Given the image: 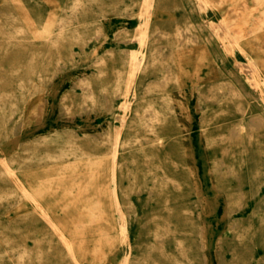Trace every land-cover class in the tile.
I'll use <instances>...</instances> for the list:
<instances>
[{
	"label": "rangeland",
	"instance_id": "1",
	"mask_svg": "<svg viewBox=\"0 0 264 264\" xmlns=\"http://www.w3.org/2000/svg\"><path fill=\"white\" fill-rule=\"evenodd\" d=\"M148 2L0 0V264H264V54Z\"/></svg>",
	"mask_w": 264,
	"mask_h": 264
},
{
	"label": "bare ground",
	"instance_id": "2",
	"mask_svg": "<svg viewBox=\"0 0 264 264\" xmlns=\"http://www.w3.org/2000/svg\"><path fill=\"white\" fill-rule=\"evenodd\" d=\"M197 3L201 6L206 8V6L214 5L219 8H225L227 5H229V10L227 12V17L231 21L230 24L226 25L225 22L215 23L211 22L210 27L216 31L222 39L226 40L225 42L229 45L230 49L236 48V46L243 41V43L249 48L250 51L256 52V53H263L264 54V14L260 17L261 21L259 22H253V9L247 4V0H196ZM154 0H149L148 5L152 7ZM199 11V10H198ZM23 19L25 20L27 24L28 30L31 32L34 38H40V39H49L53 31L50 33L44 32L42 30L37 29L36 25L34 24L32 18L29 16L28 13L22 12ZM60 29H62L63 25L60 23ZM45 30V27L44 29ZM225 46V45H224ZM197 57V50H187V49H181L179 51L178 55V66H179V73L180 77H184L188 75L189 65L191 68L197 69L198 64L195 63ZM134 58H136L134 56ZM188 62V65H185V63ZM139 65V64H138ZM245 70L248 71L254 82L257 83L256 75L257 71L260 68L264 69V63L261 62L260 64L255 63L254 61H250L246 65H244ZM114 162L117 160V156H114ZM97 161H90L88 164V168L90 170V173H93L98 168ZM113 172L115 175V168L113 167ZM110 189V188H109ZM112 191H115L114 186L111 187ZM114 213L115 216L118 215L120 217H123V210L122 205L119 202L118 196L114 192ZM93 219H95L93 217ZM91 221H94V220ZM102 220V219H101ZM93 223V222H91ZM65 226H69L66 223H64ZM58 226V225H56ZM83 229L79 224H76L77 229ZM68 228V227H67ZM86 228V227H85ZM84 228V229H85ZM60 234L65 241V243L68 246V249L71 254H75V249L73 246V242L67 237L66 233L63 231L62 228H60ZM104 229V225H102V229ZM126 229L125 222L121 224V230L124 231ZM127 262V257L124 258L122 261L123 264Z\"/></svg>",
	"mask_w": 264,
	"mask_h": 264
}]
</instances>
